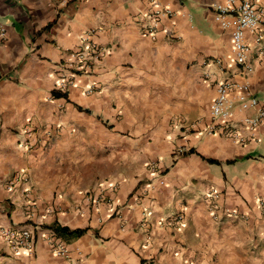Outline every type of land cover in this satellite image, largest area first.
<instances>
[{"label":"crops","instance_id":"obj_1","mask_svg":"<svg viewBox=\"0 0 264 264\" xmlns=\"http://www.w3.org/2000/svg\"><path fill=\"white\" fill-rule=\"evenodd\" d=\"M150 1L0 0V229L34 237L17 255L0 240V264H264V124L246 144L204 134L215 86L243 79L228 37L205 0H153L171 15L149 33ZM83 35L104 55L59 91L60 65ZM248 61L264 104V63ZM252 115L234 112L231 124ZM124 133L110 172L85 185L53 174L58 144L96 154L107 146L97 134ZM16 173L26 182L7 190ZM50 236L67 258L50 252Z\"/></svg>","mask_w":264,"mask_h":264},{"label":"built area","instance_id":"obj_2","mask_svg":"<svg viewBox=\"0 0 264 264\" xmlns=\"http://www.w3.org/2000/svg\"><path fill=\"white\" fill-rule=\"evenodd\" d=\"M205 4L212 12L214 23L220 31L227 35L233 66L243 79L239 82L225 80L215 86L204 134L211 135L224 131V136L232 143L255 142L256 129L264 124V104L259 103L255 98L246 76L252 72L251 64L248 61L250 55H253L254 60L258 63H264V41L258 31V28L264 25V4L256 5L252 0H205ZM150 5L152 11L149 33L152 32L160 19L171 15L169 10L160 7L153 0L150 1ZM3 37L4 29L0 24V40ZM79 44L80 49L69 52L60 65L66 74L61 77L59 91H64L72 86L75 75L87 73L89 69L100 62L104 55L103 50L88 40V35L80 37ZM246 111H252L253 115L240 120L238 123L240 129L237 128V125L231 124L234 112ZM222 132L221 134H223ZM175 153L180 155L182 151L175 149ZM24 182H26L24 175L16 173L6 184V189L11 190ZM217 198L218 195L215 192L209 193V211L213 219L217 218L215 215V211L218 210ZM106 202L111 207L110 201ZM260 204L262 205V203ZM224 214L228 217L232 215L226 210H224ZM175 222L179 223L180 218L178 217ZM0 240L12 255H17L20 252L30 253L33 250L34 237L29 230L2 228L0 229ZM46 241L53 255L67 258V249L59 238L50 236L46 238ZM141 264H151V261L148 259Z\"/></svg>","mask_w":264,"mask_h":264},{"label":"rangeland","instance_id":"obj_3","mask_svg":"<svg viewBox=\"0 0 264 264\" xmlns=\"http://www.w3.org/2000/svg\"><path fill=\"white\" fill-rule=\"evenodd\" d=\"M97 137L105 141L107 146L103 147L101 152H96V154H92L89 151L87 155H84L83 152L70 150L69 148L71 146L69 147L63 144H58L59 152L56 151L57 149H55L54 152H58L57 154L62 160L60 163L59 160L51 163L53 165V174L58 181L65 182V184L72 183L75 185H85L95 179L93 175L110 172L111 162H114L116 148L119 144V141L116 138L127 140L129 139V136L124 133L113 136L114 138L100 134H97ZM91 156H94L93 161H89ZM107 156L112 157V161L107 160ZM55 168H57L58 172Z\"/></svg>","mask_w":264,"mask_h":264},{"label":"trees","instance_id":"obj_4","mask_svg":"<svg viewBox=\"0 0 264 264\" xmlns=\"http://www.w3.org/2000/svg\"><path fill=\"white\" fill-rule=\"evenodd\" d=\"M51 96L53 98H60V97H64V94L53 92L51 94ZM188 153H190V151ZM206 162L209 163V164H217V162H215L213 160H209V159L206 160ZM229 163H232V162H229ZM51 228L59 236H69V237H73V238H79L85 232V230H73V231H69L65 227H58V226H52Z\"/></svg>","mask_w":264,"mask_h":264}]
</instances>
